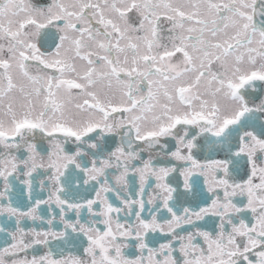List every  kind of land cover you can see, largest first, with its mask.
<instances>
[{
	"label": "snow or ice",
	"instance_id": "6c2138e0",
	"mask_svg": "<svg viewBox=\"0 0 264 264\" xmlns=\"http://www.w3.org/2000/svg\"><path fill=\"white\" fill-rule=\"evenodd\" d=\"M0 264H264V0H0Z\"/></svg>",
	"mask_w": 264,
	"mask_h": 264
},
{
	"label": "flooded vegetation",
	"instance_id": "af4514ba",
	"mask_svg": "<svg viewBox=\"0 0 264 264\" xmlns=\"http://www.w3.org/2000/svg\"><path fill=\"white\" fill-rule=\"evenodd\" d=\"M5 221L3 220V218H0V223H4Z\"/></svg>",
	"mask_w": 264,
	"mask_h": 264
}]
</instances>
